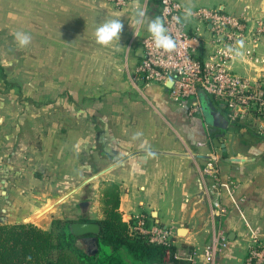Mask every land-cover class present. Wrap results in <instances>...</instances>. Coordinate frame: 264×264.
<instances>
[{"label": "crops", "instance_id": "crops-1", "mask_svg": "<svg viewBox=\"0 0 264 264\" xmlns=\"http://www.w3.org/2000/svg\"><path fill=\"white\" fill-rule=\"evenodd\" d=\"M2 1L0 15L7 9ZM13 1L12 15L27 10L29 31H35L37 9L38 14L43 9L45 32L59 33L58 43L53 45L50 38L47 46H58L61 88L58 126H54L58 129L50 125L39 144L27 142L31 158L26 165L10 158L20 151L15 150L16 141L28 137L21 134L19 125L25 120L19 117L20 104L13 90L5 91L0 83V160L9 159L11 173L21 177V182L16 179L0 191V200L5 203L0 208V223L29 222L51 229L60 216L47 214L61 210L63 201H57L64 195L52 200L46 192L61 193L67 185L68 169H77L80 161L82 169L83 161L91 159L93 175L109 169L98 177L102 179V208L107 188L116 183L120 211L131 234L133 217L144 213L155 223L174 229L173 245L180 258L173 257L194 264L184 255L194 246L208 243L218 230L228 236L229 244L215 264H244L252 239L264 242V142L256 140L261 119L230 122L222 105L205 93L200 94L201 112L190 114L186 107L169 100L166 85L137 78L144 54L142 40L150 34L148 24L157 17L161 19L160 4L156 0H127L121 7L108 0ZM178 1L190 9L207 7L237 15L247 9L249 15L264 19V0H206L210 3L205 4L201 0ZM137 9L144 12L143 17H137ZM183 18L190 32L208 38L209 24L188 14ZM114 19L123 24L119 38L108 45L98 44L96 29ZM259 50L264 54V35ZM209 52L207 44L200 57ZM234 69L243 75L250 72L238 61ZM204 106L227 120L226 129L209 122ZM216 134H220L226 150L214 142ZM211 154L219 160L222 202L228 209L220 216L212 215L206 194L209 179L204 167ZM44 177L50 182L41 183ZM31 179L34 181L29 183ZM44 187L48 188L43 193L33 194ZM41 202L37 209L43 210L36 218L42 221L37 223L25 216V210ZM51 205L52 209L40 214ZM92 207L90 204L89 209ZM104 216L92 218L98 222ZM181 227L188 229L185 235H180ZM80 242L76 240L78 246ZM122 255L128 264H136L125 251ZM171 258L166 253V263Z\"/></svg>", "mask_w": 264, "mask_h": 264}, {"label": "built area", "instance_id": "built-area-1", "mask_svg": "<svg viewBox=\"0 0 264 264\" xmlns=\"http://www.w3.org/2000/svg\"><path fill=\"white\" fill-rule=\"evenodd\" d=\"M108 1L117 7L127 2ZM156 1L161 6L165 34L175 40L176 48L172 51L157 49L151 34L144 36V54L137 68V78L166 86L171 83L170 87L167 86L169 100L186 107L190 114L201 112L200 94L205 93L222 105L230 122L258 117L261 119L259 133L264 137V54L259 50L264 35V19L249 15L247 9L237 15L207 7L190 9L178 0ZM187 14L211 26L208 38L199 32L189 31L183 18ZM240 41H243L242 47ZM207 44L210 52L200 57L201 49ZM236 61L245 64L250 72L243 75L235 71ZM204 175L209 179L206 194L212 215H225L228 209L222 202V182L216 155H209ZM133 220V229L148 235L151 242L165 246L173 244L175 232L172 227L149 223L144 213L135 215ZM228 244V236L215 230L208 243L194 246L184 257L194 264H215ZM167 253L172 256L170 250ZM173 255L180 258L178 253ZM244 264H264V242L257 237L252 239Z\"/></svg>", "mask_w": 264, "mask_h": 264}, {"label": "rangeland", "instance_id": "rangeland-1", "mask_svg": "<svg viewBox=\"0 0 264 264\" xmlns=\"http://www.w3.org/2000/svg\"><path fill=\"white\" fill-rule=\"evenodd\" d=\"M201 1L204 4L206 2V0ZM23 2L21 1V4ZM13 3H15L13 0H4L1 2L3 7H7V9L4 10V15H0V83H3L5 91L13 90L15 98L20 104L19 117L25 120L24 123H20L21 125H19L22 129L21 134L28 137L27 139L16 141L15 150L18 148L20 151H17V154L10 158L20 159L19 162L22 160L27 165V161L31 158L30 153L27 152L31 149L27 142L39 144L41 142L40 138L50 125L52 128L58 129V127L56 128L54 126H58L59 119L58 109L61 88L59 78V51L57 45L49 47L47 44L50 43V38H53V45L57 44L59 33L45 32L43 9L39 11V14L37 9L36 29L35 31H29L27 10L19 15H12L10 7ZM206 3L210 2L207 1ZM16 32H23L30 36V43L26 46H20L19 42L15 39L14 34ZM47 121L49 123L48 125ZM12 130L15 133L17 131L16 129ZM256 140H263L262 142H264V137L260 135ZM19 143L22 144L19 145ZM0 163L3 164V168L0 169V178L3 180L0 182V191L7 189L9 184L15 183L16 179L17 182H21V177L19 174H16L17 172L11 173L9 159L3 158L0 160ZM73 164H75L74 161ZM78 164L77 169H68L69 174L65 177L67 185L64 186L65 189L61 193L46 192L52 200H56L59 194L63 196L69 193L95 173L92 170L93 161L91 159L83 161L82 169H80L81 161ZM33 181L34 179L28 180L29 183ZM101 181L102 179L95 178L90 183L78 189L62 202L61 210H57V214L56 210L53 209L47 214L49 215L48 217L59 215L63 223L81 218L82 211L80 209V203L84 200L93 204L92 208L89 209L88 207L85 209V213L89 217H101L104 214L101 194L99 192ZM49 182L46 177L41 180V183L44 184ZM47 188H38L39 190L36 189L33 194L43 193L42 190H47ZM42 203H36L35 208L26 209L25 216H31L35 222L41 223L42 220L37 219L36 215L43 210V208L37 209ZM4 204L0 200V208ZM81 252L87 254L84 249H81Z\"/></svg>", "mask_w": 264, "mask_h": 264}, {"label": "trees", "instance_id": "trees-1", "mask_svg": "<svg viewBox=\"0 0 264 264\" xmlns=\"http://www.w3.org/2000/svg\"><path fill=\"white\" fill-rule=\"evenodd\" d=\"M104 214L98 220L102 228L101 248L94 255L81 252L76 237L61 219H56L48 230L29 222L0 223V264H128L122 251L136 264H189L173 257L175 245L153 243L137 230L130 233L120 211L116 183H111L105 192ZM149 223L155 222L149 218ZM167 250L172 253L169 263L165 261Z\"/></svg>", "mask_w": 264, "mask_h": 264}, {"label": "clouds", "instance_id": "clouds-1", "mask_svg": "<svg viewBox=\"0 0 264 264\" xmlns=\"http://www.w3.org/2000/svg\"><path fill=\"white\" fill-rule=\"evenodd\" d=\"M190 14L191 13L189 12V15ZM136 15L137 17H143L144 12L137 9ZM137 23H141V20L137 19ZM122 28L123 24L121 21L117 19L108 20L96 29V42L102 45L110 44L114 38H119ZM148 32L151 34V38L153 39L157 49L172 51L176 48L175 40L170 35L165 34L166 29L164 27V23L159 17L155 18L148 24ZM14 35L20 46H26L30 43V36L24 34L23 32H16ZM239 44L242 47L243 41H240ZM76 148H78V145Z\"/></svg>", "mask_w": 264, "mask_h": 264}, {"label": "water", "instance_id": "water-1", "mask_svg": "<svg viewBox=\"0 0 264 264\" xmlns=\"http://www.w3.org/2000/svg\"><path fill=\"white\" fill-rule=\"evenodd\" d=\"M167 86L170 87L171 83H168ZM204 110H205V112L207 114V117H208V120H209V122L211 124L226 129V127L228 125V122H227L226 119L221 118L220 115L216 111L210 109L208 106H204ZM221 121H223V123ZM214 142L217 145L222 146L223 149L226 150L225 143H221L220 142V134H216V136L214 138ZM107 170H109V169H105L103 171H100L99 173H96L95 175H92L91 177L86 179L82 184H80L78 187H76L75 189H73L68 194L64 195L63 197H61L57 201V203H60V202L64 201L66 198H68L70 195H72L78 189H80L83 186H85L86 184L90 183L93 179L98 178L103 173H105ZM53 207H54V205H51V206L47 207L40 214H43V213L49 211ZM154 215H157V213L155 212ZM69 229H70V232L77 238V241H81L82 239L87 241V242H92L93 241L95 243V245L97 246V251L96 252H98L99 246H98L97 235H99L100 232H101V225H100L99 222H93V221L80 222V221H76V222H72L69 225ZM187 231H188V229L185 228V227L179 228L180 235H185L187 233ZM96 252H94V253H96Z\"/></svg>", "mask_w": 264, "mask_h": 264}, {"label": "flooded vegetation", "instance_id": "flooded-vegetation-1", "mask_svg": "<svg viewBox=\"0 0 264 264\" xmlns=\"http://www.w3.org/2000/svg\"><path fill=\"white\" fill-rule=\"evenodd\" d=\"M90 204L88 201L84 200V201H81L80 203V209L82 211V216L81 218H78L76 220H73V221H70V222H66L64 223V225H66L68 228H69V225L72 223V222H76V221H80V222H84V221H93V222H97V220L95 218H92V217H89L87 213H85V209L90 207ZM101 231H102V228H101ZM100 238H101V232L99 235H97V240H98V246H99V249L98 251H100ZM77 240V238H76ZM82 242H80V246L82 249H84L87 253H94L97 251V246L95 245V243L92 241V242H87L85 240H81Z\"/></svg>", "mask_w": 264, "mask_h": 264}, {"label": "bare ground", "instance_id": "bare-ground-1", "mask_svg": "<svg viewBox=\"0 0 264 264\" xmlns=\"http://www.w3.org/2000/svg\"><path fill=\"white\" fill-rule=\"evenodd\" d=\"M38 217V216H37ZM34 218V217H33Z\"/></svg>", "mask_w": 264, "mask_h": 264}]
</instances>
